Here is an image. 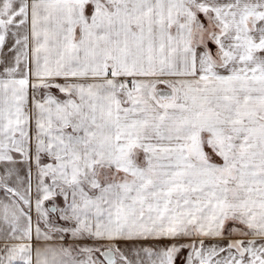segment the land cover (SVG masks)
Listing matches in <instances>:
<instances>
[{
	"label": "snow or ice",
	"instance_id": "6c2138e0",
	"mask_svg": "<svg viewBox=\"0 0 264 264\" xmlns=\"http://www.w3.org/2000/svg\"><path fill=\"white\" fill-rule=\"evenodd\" d=\"M0 264H264V0H0Z\"/></svg>",
	"mask_w": 264,
	"mask_h": 264
}]
</instances>
